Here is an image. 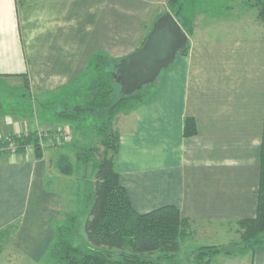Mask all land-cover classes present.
Listing matches in <instances>:
<instances>
[{
    "label": "crops",
    "instance_id": "1",
    "mask_svg": "<svg viewBox=\"0 0 264 264\" xmlns=\"http://www.w3.org/2000/svg\"><path fill=\"white\" fill-rule=\"evenodd\" d=\"M151 4L0 0V83L28 95L33 105L39 100L33 107L46 123L47 105L81 80L93 55L120 59L141 47L157 18L148 22ZM261 30L243 38L188 36L187 53L177 55L142 102L115 122L119 182L136 212L174 205L192 225L227 226L255 217L264 138ZM18 113L0 112V138L35 129L28 112ZM187 118L195 122L192 136L183 133ZM56 156L49 148L40 158L0 153V264H18L17 258L44 264L54 227L65 215L62 190L50 181L67 178L54 167ZM220 236L197 235L211 242L202 245L225 244ZM242 258L264 264V245Z\"/></svg>",
    "mask_w": 264,
    "mask_h": 264
},
{
    "label": "trees",
    "instance_id": "2",
    "mask_svg": "<svg viewBox=\"0 0 264 264\" xmlns=\"http://www.w3.org/2000/svg\"><path fill=\"white\" fill-rule=\"evenodd\" d=\"M243 1L257 9V18L264 26V0ZM185 32L191 35L189 28H185ZM188 47L189 41L178 55L186 54ZM117 61L104 54L93 55L87 66L92 71L89 83L85 84L73 102H64V99L59 101L61 107L57 111V118L72 128L77 126L74 128L75 141L71 146L74 162L68 154L58 153L53 161L54 167L64 176L77 173L79 165L84 168L91 166L93 173L84 180L88 192L85 195L87 209L83 234L76 226L80 214L78 207L77 212L66 213L55 225V235L44 264H163L164 261H171L179 250V242L193 232V222L182 218L174 205L160 206L146 213L136 212L119 182L116 169L119 131L113 127V121L120 112L128 113L142 102L157 78L133 93L124 95L114 75ZM3 103L0 100V112H5ZM81 123L89 125L97 137L96 142L80 144L83 136L79 127ZM59 132H51L47 136L53 139ZM183 133L185 136L196 133L193 119L187 118L184 121ZM9 143H14L19 151H24L31 144L33 157L42 156V147L34 131L1 137L0 153L4 152ZM81 184L85 185L82 181ZM235 223L239 228V240L229 242L227 246H236L237 249H224L222 245H201L195 253L194 264H210L219 254L245 257L264 245V138L260 147L256 215ZM12 228L10 226L3 230L5 239Z\"/></svg>",
    "mask_w": 264,
    "mask_h": 264
},
{
    "label": "rangeland",
    "instance_id": "3",
    "mask_svg": "<svg viewBox=\"0 0 264 264\" xmlns=\"http://www.w3.org/2000/svg\"><path fill=\"white\" fill-rule=\"evenodd\" d=\"M150 10L151 14L148 22L152 20V17L155 19L159 15L168 11L173 15V17L176 19V21L184 31L185 28H189V30L191 31V35H189V37L197 35L198 37L204 38H243L254 36L253 34H257L258 32L261 33V29H264V26L258 20V18H255V20L252 17L253 11H256L257 14V9L248 6V4H245L243 0H152ZM256 22H259V26L262 28L258 29L255 26ZM86 70L87 71L85 72L81 80L78 83L72 85L68 90H66V92H64L65 96L62 97L64 99V102H73L78 94L82 92L85 84L89 83L88 81L91 78L92 71H90L89 68ZM20 94L21 93H17L15 90L8 92L3 83H0V100L4 102L3 110L6 113L15 115H18V112L20 110L22 113L23 110L28 112L32 119H34V122L38 125H35L34 130L28 131L24 134H28L34 131L36 133V136L38 137V143L40 147H42V149H52L53 155H58V153L68 154L70 159L74 162V151L72 150L71 146L75 141L74 128L77 125H73L74 127L72 128L69 125L62 126L63 124L55 122L60 121L57 118V111L60 110L61 99H56L52 104L47 105L44 112L46 114L47 122L43 123L44 120L38 111L39 109L37 110V116L36 111L33 107H39V100H36L35 105H33L34 101H32V98H30L28 95L20 96ZM16 98L22 99L20 101L21 105H17ZM125 114L126 113L124 112H120L119 114H117L116 118L113 121L114 128H116L115 122L126 116ZM79 127L81 128L83 135L80 139V144H88L89 141L90 143H94L97 141V137L93 135L88 124L81 123ZM63 130H67L70 133V141L59 145H56L54 143L51 144L52 141L50 140V137L47 136V134ZM97 143L99 144V140ZM24 149V151H19L16 148L15 151L12 152L8 148H5L4 152L9 154L22 153L24 155L33 156L31 144L27 145ZM75 168H77V165H75ZM92 173L93 172L91 171V166L84 168L83 166L79 165L77 168V173L66 176L67 178H64L63 181L61 178L63 176H60V181L57 182L54 181L55 179L51 180L50 177V181L52 182L53 186H56L59 191L62 190L63 193L61 209L62 215L70 213V211L77 212V208L79 207L80 214L78 215L76 226H78V231L82 234L83 224L86 218L85 212L87 209L85 203V195L88 192V185L84 182V180L90 178L92 176ZM78 180L80 181L79 183ZM90 180L93 181L92 179ZM81 181L85 185H82ZM78 191L80 192L77 195ZM193 228L194 230H196L195 234ZM238 230L239 228L236 224L227 226L219 223H205L197 225L193 224V232L191 231V236L184 237L179 242V250L176 252L171 261H164L163 264H194L195 253L199 245L211 243L209 241L201 240L199 237H197V235L202 233L203 231H206L209 235L214 233H221L223 236H220V238H222V242L226 243L223 244L219 242L221 241V239H217L216 241L214 240L213 243H215V245H219L220 243V245H222L224 249L227 248L229 250H234L236 246L229 247L227 245L229 242L232 243L239 240ZM15 261L18 264H29L27 261L18 258L15 259ZM210 264H248V260L239 256L219 254L211 260Z\"/></svg>",
    "mask_w": 264,
    "mask_h": 264
},
{
    "label": "water",
    "instance_id": "4",
    "mask_svg": "<svg viewBox=\"0 0 264 264\" xmlns=\"http://www.w3.org/2000/svg\"><path fill=\"white\" fill-rule=\"evenodd\" d=\"M189 41L188 35L166 11L151 24L140 48L118 59L114 75L121 92L129 95L155 81L169 67Z\"/></svg>",
    "mask_w": 264,
    "mask_h": 264
},
{
    "label": "built area",
    "instance_id": "5",
    "mask_svg": "<svg viewBox=\"0 0 264 264\" xmlns=\"http://www.w3.org/2000/svg\"><path fill=\"white\" fill-rule=\"evenodd\" d=\"M71 139L70 133L67 130H63L53 136V139H50L52 143L59 145L66 142H69ZM10 151L14 152L16 145L14 143H9L7 147Z\"/></svg>",
    "mask_w": 264,
    "mask_h": 264
}]
</instances>
